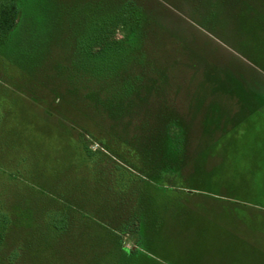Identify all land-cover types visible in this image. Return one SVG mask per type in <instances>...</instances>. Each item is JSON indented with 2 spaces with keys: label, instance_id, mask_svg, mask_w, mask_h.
Here are the masks:
<instances>
[{
  "label": "rangeland",
  "instance_id": "rangeland-1",
  "mask_svg": "<svg viewBox=\"0 0 264 264\" xmlns=\"http://www.w3.org/2000/svg\"><path fill=\"white\" fill-rule=\"evenodd\" d=\"M16 1L0 44L15 149L0 202L18 264H264V0H139L145 22L127 11L116 27L115 1ZM155 86L164 99L150 95L134 117L88 99L107 113ZM102 134L124 150L107 151ZM78 144L95 153L89 166ZM55 197L80 207L58 240L42 218ZM105 228L133 252L126 261Z\"/></svg>",
  "mask_w": 264,
  "mask_h": 264
},
{
  "label": "trees",
  "instance_id": "trees-1",
  "mask_svg": "<svg viewBox=\"0 0 264 264\" xmlns=\"http://www.w3.org/2000/svg\"><path fill=\"white\" fill-rule=\"evenodd\" d=\"M92 1H94V3H98V4H104L106 2H114L115 1V2H118L119 5L122 6V9L120 10L119 15H115L116 16V22L114 24H112L113 27H116L117 24H119L123 21L122 19L125 17V15H123V13H125L127 11H133L134 15L139 14L140 17H137L136 19L142 23H144L145 19L148 18L147 9L145 7L143 8L142 4L139 3V0H92ZM19 16H20V8H19V5H18L16 0H0V44L6 42L8 40V38L10 37V35L14 32V30L17 27V22H18ZM108 22L109 21L107 19H105L104 23H108ZM107 26H109V24H107ZM108 30L110 31L112 29L110 28ZM93 38L94 37H92L91 39H93ZM9 64L13 65L12 62ZM23 78L28 79V81L31 82V83L25 82L26 86H24L23 90H26L28 88V86H30V90H29V88L27 89L28 92L31 95L33 94L34 97L37 98V96L34 94L33 87H31V86H35L33 83V79L29 78L25 75H23ZM86 79L89 80L88 78H86ZM81 82L86 83L87 81L86 82L81 81ZM84 83H82L83 86H85L87 84V83L86 84H84ZM85 87H87V85ZM148 91L150 93L145 92L146 94L144 95V97H142V94H140V93L136 94L133 97H130V98L128 97L125 101L124 108H122V109H120L121 106L115 107L113 105H110L109 106L110 108L108 109V111H110V109H113V107H114V108L118 109L117 113L116 112H110L109 113L108 111L106 113L104 105H100L101 103H100V101H98V99L95 101L93 99V95L89 96L90 94L89 93H87V94L89 96L88 99H92L93 104L99 106L98 110L101 113H104L105 115H109L110 117L114 116L116 119H120L121 117L126 116L125 115L126 113L132 114L134 117V115L143 112L145 109L147 112H149L148 107H145L143 105H148V103L150 102L149 101L150 95H152V94H154V96L155 95L160 96V98H162V99H164L163 97H165V92L161 88L158 89V87H156V86L154 87V89H149ZM53 94L56 95V99H58L57 94L56 93H53ZM95 99H96V97H95ZM35 100H37V99H35ZM48 113L51 114L52 112L50 113V111H49ZM4 121H5V115L0 110V143H1V146H0V150H1L0 151V173L7 171V167H6V163H5L4 159L9 157L15 150L9 143L5 142L6 139H8V138H6V136H4V134L2 132V131H4L3 130ZM113 126H114V129L118 130L119 126H117V124H116V126L115 125H113ZM100 141H102L101 143L103 144V146L106 148L107 151L111 150L115 154H119L120 152H122L124 150L123 147L125 144L123 142H120L118 139H114V138L107 139V136L102 134ZM77 150L79 151L81 156L84 158V161L89 166V159L93 158V156H95V153H93L92 151H90L88 149H86L83 152L80 149L79 144H78ZM128 151H129V153L135 152V151L131 150V148H128ZM165 153L166 154L172 153V151L170 149V150H168V152L166 151ZM132 154H134L135 157L138 158L135 153H132ZM24 163H25L24 160H20V162H19V164L21 166H24V168H25L26 165ZM152 163H154V162H152ZM130 169L129 168L127 169V167H126L127 171L132 172V170H130ZM25 171L28 172L29 175L32 174L28 169H25ZM161 173L163 174L162 170L160 171V174ZM26 176L27 175H24L23 177H25L26 178L25 180L28 181ZM129 178L131 179L130 183L135 185L134 182L136 181V178H140V177L129 176ZM141 180L144 181L143 179H141ZM140 192H142V194L145 195L144 189L141 190ZM0 198H1V196H0ZM0 203L2 204V205H0V264H18L21 255L19 254L18 251L15 252L13 250L14 246L12 247L11 242H10V232H11L12 224L14 223L12 216H11V213H10L11 207H10V205H7L6 202H0ZM61 204L64 205V207H66V208H64V207L61 208ZM46 206L43 209L44 211H42V213H44V215L42 216L43 223H45V225L47 227V231L49 232V234L51 236H53L56 240H58L61 237H63L67 232H69V230L71 228L70 227L71 222L72 223L74 222V219L72 217L70 218V216H69L70 213H68L66 215V212H73L74 213V212H76L75 209L77 210V207H79V206L77 205V206L73 207L70 203L67 205L64 202H62L61 200H58L57 197H55V199H53V201H51V203H49V205L47 207ZM136 214L137 213H135L134 215H136ZM138 217H139V219H136L137 220L136 223L142 222L143 217L141 218L140 215ZM102 223L105 224V221H103ZM144 224L145 223L142 222L141 228L139 227V230H141L139 232L140 236H137L138 244L139 245L141 244V246H142V240L141 239H142V232L144 229ZM106 230L110 234V237H111L110 240L114 243V245L116 246V248L118 250L117 251L118 257H120L123 260V262L126 261L130 257V255L133 254V252L122 247L123 242H122L121 235H118L117 233H115L111 230H108V229H106ZM126 251H128L129 254L126 253Z\"/></svg>",
  "mask_w": 264,
  "mask_h": 264
}]
</instances>
